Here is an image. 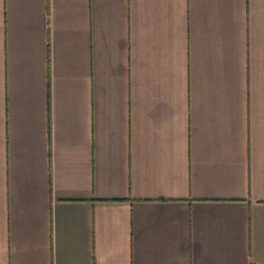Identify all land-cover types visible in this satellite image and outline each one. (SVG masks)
I'll return each instance as SVG.
<instances>
[{
  "label": "crops",
  "instance_id": "0c3cea01",
  "mask_svg": "<svg viewBox=\"0 0 264 264\" xmlns=\"http://www.w3.org/2000/svg\"><path fill=\"white\" fill-rule=\"evenodd\" d=\"M0 264H264V0H0Z\"/></svg>",
  "mask_w": 264,
  "mask_h": 264
}]
</instances>
